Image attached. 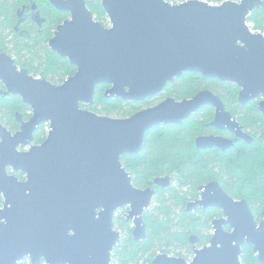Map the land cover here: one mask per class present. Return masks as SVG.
<instances>
[{"label":"water","instance_id":"1","mask_svg":"<svg viewBox=\"0 0 264 264\" xmlns=\"http://www.w3.org/2000/svg\"><path fill=\"white\" fill-rule=\"evenodd\" d=\"M50 3L70 18L57 26L49 47L75 65L76 74L55 85L20 69L11 55L0 54L3 97L20 96L32 110L28 121L17 113V132L0 122V264H21L26 258L31 264H111L122 241L115 228L118 210L129 209L125 220L133 223L135 242L147 236L144 215L156 190L136 187L122 158L141 153L150 130L181 125L212 105L214 127L233 132L237 142L252 143L253 138L211 90L183 101L168 98L129 117L114 118L87 108L95 104L97 86H110L107 99L143 102L184 74L200 73L237 85L243 106L260 100L258 110L264 115V34L248 26L251 14L264 9V0L219 6L101 0L109 26L95 18L86 0ZM28 10L39 25L45 22L36 4ZM25 19L20 16L19 24ZM44 123H50V133L42 144L32 145ZM196 145L225 151L234 141L201 136ZM172 180L160 176L152 184L169 189ZM199 191L201 198L187 211L217 208L224 215L213 221L209 244L199 248L192 236V261L158 254L151 264H242L245 245H252L264 264V219L258 222L249 203L233 198L218 182Z\"/></svg>","mask_w":264,"mask_h":264},{"label":"trees","instance_id":"2","mask_svg":"<svg viewBox=\"0 0 264 264\" xmlns=\"http://www.w3.org/2000/svg\"><path fill=\"white\" fill-rule=\"evenodd\" d=\"M86 2L95 18L105 26L109 25L101 0ZM33 4L37 5L45 19L42 27L32 21L19 24L18 14ZM68 17V12L58 11L50 0H0V53L14 54L18 65L35 76L54 84L63 83L69 76L75 75L76 66L52 52L48 43L57 26ZM248 21L254 24L255 31L264 33V9L255 10ZM0 87L3 88L1 84ZM109 87L105 84L97 86L95 104L87 108L97 111L98 107H102L101 112L108 116L118 114L128 117L155 101L107 99L104 94ZM205 89L221 97L226 109L254 137V142L236 143L226 152L197 149L195 138L210 130L205 124L214 118L212 107H204L181 125L150 130L146 134L143 151L137 155H125L122 162L137 187L146 188L156 177L164 175H174L178 186L159 190L155 198L158 206L144 216L147 236L142 242H135L133 228L122 220V226L129 231V235L114 250L113 256L120 264H151L163 247L189 248L191 251L192 235L199 238L198 247L208 245L212 238V221L222 216V212L211 209L191 213L186 211V207L198 197L197 188L212 180L218 181L235 199L246 200L258 222L264 219V115L258 110L257 102L241 105L237 85L209 79L200 73H186L174 83H169L161 98L189 99ZM30 111L19 96L0 97V122L13 132L20 128L16 113L20 112L25 119H29ZM45 139L42 125L34 140L35 143H42ZM16 175L24 178L23 173ZM176 256L183 257L180 253ZM241 260L242 264H260L252 245L243 246Z\"/></svg>","mask_w":264,"mask_h":264},{"label":"flooded vegetation","instance_id":"3","mask_svg":"<svg viewBox=\"0 0 264 264\" xmlns=\"http://www.w3.org/2000/svg\"><path fill=\"white\" fill-rule=\"evenodd\" d=\"M20 16L21 17H26V19H25V21H32L34 24H36L38 27H42L43 26V24L42 25H39L37 22H35L34 21V19H33V17H34V12L32 13L30 10H26L25 11V13L23 14V15H20V13L18 14V19L20 20ZM68 18H70V14H69V17ZM67 18V19H68ZM66 20V19H65ZM24 21V22H25ZM23 22V23H24ZM17 29V28H16ZM57 29V28H56ZM56 31V30H55ZM55 31H54V34H55ZM53 37H54V35H53ZM52 37V38H53ZM51 38V39H52ZM50 39V40H51ZM48 46H49V43H48ZM50 48V47H49ZM51 50V49H50ZM53 52V51H52ZM1 54V53H0ZM8 54V53H7ZM57 54V53H56ZM10 55V54H9ZM58 55V54H57ZM14 58V57H13ZM15 59V58H14ZM15 61H16V59H15ZM69 61V60H68ZM17 63V62H16ZM18 64V63H17ZM19 66V65H18ZM75 66V65H74ZM19 68L20 69H24V68H22V67H20L19 66ZM76 69H77V67H76ZM25 70H27V69H25ZM28 71V70H27ZM29 72V71H28ZM76 72H77V70H76ZM30 73V72H29ZM31 74V73H30ZM76 74V73H75ZM31 75H33V74H31ZM36 79H38L37 77L38 76H35V75H33ZM70 77V76H69ZM38 80H45V79H42L41 78V76H40V79H38ZM66 80V79H65ZM176 81V80H175ZM174 81V82H175ZM174 82H172V83H174ZM0 84L3 86V88L2 87H0V97H2L3 96V93H2V90L3 91H5L6 89H5V87H4V85L0 82ZM54 84V83H53ZM62 84V83H61ZM61 84H55V85H61ZM205 90H209V89H205ZM202 91H204V90H202ZM202 91H200V92H202ZM212 91V90H211ZM165 92V91H164ZM164 92L163 93H161L160 95H158V96H155V97H152V98H148V99H155V100H160V102L159 103H155V104H152V105H150V106H147V107H145V108H142L141 110H143V109H146V108H150V107H153V106H156V105H158V104H160L161 102H163V101H165L166 99H168V98H175V97H165V98H161V95H163L164 94ZM199 92V93H200ZM214 92V91H213ZM215 93V92H214ZM198 94V93H197ZM196 94V95H197ZM216 94V93H215ZM196 95H194V96H196ZM218 95V94H217ZM11 96H14V95H11ZM10 96V97H11ZM193 96V97H194ZM219 96V95H218ZM20 97V96H19ZM192 97V98H193ZM220 97V96H219ZM239 97V96H238ZM7 98H9V97H7ZM221 98V97H220ZM22 99V98H21ZM176 99V98H175ZM189 99H191V98H189ZM177 100V99H176ZM183 100H185V99H183ZM183 100H177V101H183ZM146 101V100H145ZM259 101L260 100H257V101H255V102H257V107H258V104H259ZM131 102V101H130ZM144 102V101H143ZM204 107H212L213 108V113H214V118H213V120L212 121H210V122H208V123H206L205 124V126L206 127H208V128H210V130H208V132H205V133H202V134H200V135H198L196 138H195V147L197 148V149H199L198 147H197V145H196V139L198 138V137H201V136H215V137H223V138H226V139H228V140H232V141H234V146H235V144L236 143H241V142H245V143H247L245 140H241V141H239V142H237L236 141V134H234L233 132H231V131H229V130H220V129H217L216 127H214L213 125H212V123L214 122V120H215V107L214 106H212V105H208V106H204ZM203 107V108H204ZM226 107V106H225ZM202 108V109H203ZM31 109V108H30ZM202 109H200L197 113H199ZM141 110H139V111H141ZM227 110V109H226ZM139 111H137V112H139ZM228 111V110H227ZM229 112V111H228ZM17 113H20V112H17ZM17 113H16V121H17ZM197 113H195V114H197ZM230 113V112H229ZM21 114V113H20ZM30 114H31V117H32V110L30 111ZM195 114H193V115H195ZM22 115V114H21ZM192 115V116H193ZM191 116V117H192ZM22 117H23V120L24 121H28V120H30V118L29 119H25L24 118V116L22 115ZM129 117V116H128ZM18 122V121H17ZM185 122V121H184ZM183 122V123H184ZM19 123V122H18ZM20 124V123H19ZM171 125H174V124H171ZM166 126H170V125H161V126H158V127H166ZM156 128V127H155ZM20 129V128H19ZM154 129V128H153ZM39 130V129H38ZM37 130V131H38ZM243 130H244V132L246 133V134H248L250 137H252L253 138V142H254V137L250 134V133H248L245 129H244V126H243ZM36 131V132H37ZM13 132V131H12ZM17 132V131H16ZM36 132H35V134H36ZM35 134H34V138H35ZM48 135H46V137H47ZM145 139H146V137H145ZM45 141V140H44ZM43 141V142H44ZM42 142V143H43ZM252 142V143H253ZM42 143H35V140L33 141V143H32V145H40V144H42ZM252 143H247V144H252ZM145 145V144H144ZM233 146V147H234ZM232 147V148H233ZM232 148H230V149H232ZM29 149V148H28ZM209 149H218V150H221L222 152H226V151H228V150H230V149H228V150H223V149H221V148H219V147H212V148H208V149H199V150H209ZM20 150H24V149H20ZM127 155H129V154H127ZM123 159V158H122ZM18 173H21V172H18ZM18 173H15V174H18ZM17 176V175H16ZM164 176H172L173 177V180H172V184H171V187L170 188H172V187H174V184L175 183H178V181L176 180V177L174 176V175H164ZM157 178V177H156ZM25 179V175H24V178L23 179H21V180H24ZM211 182H218V181H215V180H212V181H210V182H208V183H204V184H202V185H200L198 188H197V192H198V197L197 198H195L194 200H191L188 204H187V207H188V205L190 204V203H193V202H195V201H197L198 199H200L201 198V193H200V191H199V188L200 187H202V186H205V185H208L209 183H211ZM219 183V182H218ZM220 184V183H219ZM135 185V184H134ZM221 185V184H220ZM136 186V185H135ZM137 187V186H136ZM222 187V186H221ZM139 189H142V190H145V189H147V188H153V189H155L156 190V196H155V198L157 197V195H158V192H159V190H161V188H156L155 186H154V184H152V182H151V184L148 186V187H146V188H140V187H138ZM169 188V189H170ZM223 188V187H222ZM224 189V188H223ZM162 190H167V189H162ZM225 190V189H224ZM226 191V190H225ZM229 194V193H228ZM230 195V194H229ZM154 198V199H155ZM234 198V197H233ZM0 200H2V204H3V199L2 198H0ZM237 200H239V199H237ZM154 201V200H153ZM1 204V205H2ZM187 207H186V211H187ZM213 209H217V208H213ZM127 210V212H128V210L129 209H126ZM208 210H211V209H208ZM207 210V211H208ZM218 210H220V209H218ZM149 211V210H148ZM197 211H200V212H203V211H201V209L199 208V207H196V208H194L192 211H187V212H191V213H195V212H197ZM221 211V210H220ZM126 212V213H127ZM147 212V211H146ZM146 212H145V214H146ZM206 212V211H205ZM222 212V211H221ZM145 216V215H144ZM224 215H223V212H222V216H220V217H216L215 219H219V218H222ZM214 219V220H215ZM213 220V221H214ZM213 221H212V231H211V233H212V236H213V233H214V230H213ZM132 228H133V225H132ZM229 228V229H228ZM133 230H134V228H133ZM226 230H228V231H231V228L229 227V226H227L226 227ZM192 236H196V235H192ZM191 236V237H192ZM190 237V238H191ZM197 237V236H196ZM197 239H198V242H199V238L197 237ZM191 243V242H190ZM192 245V244H191ZM197 247H198V243H197ZM192 248H193V245H192ZM199 248H201V247H199ZM158 254H165V253H158ZM175 257H177V256H175ZM182 258V257H181ZM194 258V254L192 255V259ZM187 260V259H186ZM190 261H192V260H189V262Z\"/></svg>","mask_w":264,"mask_h":264},{"label":"rangeland","instance_id":"4","mask_svg":"<svg viewBox=\"0 0 264 264\" xmlns=\"http://www.w3.org/2000/svg\"><path fill=\"white\" fill-rule=\"evenodd\" d=\"M109 25H110V22H109ZM109 25H107V26H109ZM10 55L17 60V57L14 54L10 53ZM159 102H160V100H155L153 104L159 103ZM89 107H91V106H89ZM101 108L102 107H98V110L97 111H94V110H91V111H93V112H95V113H97L99 115L108 116V115H106V114H104V113L101 112ZM111 117H114V118H126L123 115H118V114L111 115ZM0 142H1V139H0ZM174 186L177 187L178 186V183H175ZM2 205H0V206H2ZM156 206H158V203L156 202V199H154V201L152 203V206L150 207L149 210H153ZM126 212H127L126 209L118 210L117 213H116V216H115V228L121 232L122 239L129 235V231L128 230H124L126 228H123V226H122V220H124L126 222V220H125V214H126ZM126 223L127 224H130L131 225L130 227L132 228V225H133L132 222L131 223L126 222ZM159 253H165V254H168L170 256H176L177 254L180 253L183 256L182 258H185V259H187L189 261L190 257L193 255V248L190 251L189 248L175 249L174 247H169V248L163 247V248L159 249ZM113 255H114V253H113ZM111 264H120L119 261H118V258L116 256L115 257L112 256V262H111ZM141 264H147V263L143 262Z\"/></svg>","mask_w":264,"mask_h":264},{"label":"built area","instance_id":"5","mask_svg":"<svg viewBox=\"0 0 264 264\" xmlns=\"http://www.w3.org/2000/svg\"><path fill=\"white\" fill-rule=\"evenodd\" d=\"M190 1H202V2L208 3V4L212 5V6H219V5H222L224 2H227V1L240 2V0H165V2H167V3L171 4V5H181L183 3H187V2H190ZM248 26L250 27V29L253 32H261V31H255L254 30V24L252 22L248 21ZM37 78L40 79V76H38ZM43 126H44V130L46 132V135H48L50 133V131H51L50 123H44ZM189 260H192V256L190 257ZM22 263L31 264V259L30 258H26V259L23 260Z\"/></svg>","mask_w":264,"mask_h":264}]
</instances>
